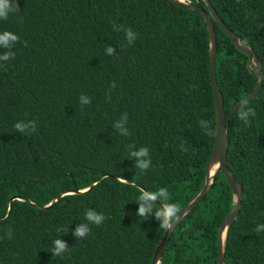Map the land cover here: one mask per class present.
Returning <instances> with one entry per match:
<instances>
[{
    "label": "trees",
    "instance_id": "trees-1",
    "mask_svg": "<svg viewBox=\"0 0 264 264\" xmlns=\"http://www.w3.org/2000/svg\"><path fill=\"white\" fill-rule=\"evenodd\" d=\"M209 1L256 52L264 75V0ZM17 2L19 11L0 19V33L20 38L10 49L15 56L0 61V264H151L166 229L154 215H136L139 196L166 188L169 199L154 210L175 203L179 214L206 179L216 125L206 22L172 0ZM188 2L206 9L203 0ZM129 27L131 45L122 30ZM215 33L227 112L258 77L217 23ZM7 51L0 47V55ZM244 104L256 115L246 125L239 107L227 129V165L242 196L225 232L223 264H264V231H255L264 224V79ZM125 114L127 136L115 126ZM30 120L36 131L15 129ZM129 145L149 149V169L136 167ZM234 204L220 169L158 264H217V230ZM88 210L105 220L91 223ZM81 224L90 232L77 238ZM58 238L69 248L63 256L52 253Z\"/></svg>",
    "mask_w": 264,
    "mask_h": 264
},
{
    "label": "water",
    "instance_id": "water-1",
    "mask_svg": "<svg viewBox=\"0 0 264 264\" xmlns=\"http://www.w3.org/2000/svg\"><path fill=\"white\" fill-rule=\"evenodd\" d=\"M172 1L181 4L184 7L197 10L201 14L207 25L208 34H209V73H210L211 83L213 86L215 113H216L215 138H214L212 152L207 165L206 179L203 187L201 188L200 192L178 214V218L173 222L172 226L166 229L163 237L161 238V240L159 241L156 247V251L154 253L151 264L159 263L162 252L174 228L177 226L178 222L181 220L183 215L192 208H194L197 205V203L202 199V197L207 193L215 175L220 169L222 170L228 182V185L231 188L233 196L235 198V204L233 208L225 216V218L223 219L217 230V250H218L217 264H223L224 255H225L223 249L225 232L228 225L239 214L241 207V196H242V186L239 182H237L233 178L227 165V129H228L230 117L234 113V111H236L242 104L249 101L252 97H254L257 94L258 90L260 89L264 79L262 62L260 61L256 52L251 47L239 42L238 37L233 33L231 29L228 28V26L219 17V15L215 11L209 0H203L206 5V9L201 6L192 5L189 2H184L181 0H172ZM215 23H217L219 27L223 30V32H225V34L231 39V41L236 46V48L248 57V62H247L248 68L251 70V72L254 75L258 77V82L254 87L253 91L247 96L237 101L236 103H234L227 112L225 111L224 108L223 98L219 90L217 77H216L217 37L215 33ZM254 62L257 63V68L255 70L251 69V64ZM211 164H217V167L212 173L211 178L209 179L208 177L209 166ZM12 199L13 198L10 199V202L12 201Z\"/></svg>",
    "mask_w": 264,
    "mask_h": 264
},
{
    "label": "clouds",
    "instance_id": "clouds-1",
    "mask_svg": "<svg viewBox=\"0 0 264 264\" xmlns=\"http://www.w3.org/2000/svg\"><path fill=\"white\" fill-rule=\"evenodd\" d=\"M19 4L17 0H0V19L7 20L9 18L10 13H15L19 11ZM115 30H121L117 28L116 25H113ZM125 32V38L129 45H131L136 39V33L129 28L122 29ZM19 37L11 31H4L0 33V47H4L9 49V51L0 55V61H8L10 58L15 56V53L11 52L10 49L12 45L19 41ZM26 43V42H25ZM105 52L108 55H112L114 49L111 46H108L105 49ZM112 88H115V83L111 85ZM80 100L82 104L89 103L88 97L86 95H81ZM255 116V109L251 107H246V104H242L238 110V118L243 120L245 124H249V116ZM127 122V115H123L119 121L116 123V128L121 131V133L125 136L130 135L128 129L124 128L123 124ZM201 127L208 129V122L201 120ZM15 129L23 132L25 134L36 131L35 121H28L27 123L23 121H19L14 125ZM208 134H211L210 132ZM130 154L137 158L136 167L140 170L144 171L149 169L151 166V159L149 158V149L147 147H141L139 150L134 149V145L128 146ZM182 150L183 146H182ZM169 199V193L166 188H160L156 192H148L144 191L139 196V208L137 209L136 215L142 217L155 216V218L159 221V226L161 228L168 229L172 226L173 222L178 218L179 206L175 203H168L163 205L160 209L154 210V205L157 201L164 200L167 201ZM86 219L93 224L100 225L104 220L105 216L103 214L97 213L94 210H88L85 214ZM258 234L261 231H264V224H259L255 229ZM90 232V229L87 224L79 225L73 235L77 238H83ZM12 232L11 228L6 231V236L11 237ZM54 248L52 250L53 256H63L64 253L68 251V246L65 241L61 239H55L53 241Z\"/></svg>",
    "mask_w": 264,
    "mask_h": 264
},
{
    "label": "bare ground",
    "instance_id": "bare-ground-1",
    "mask_svg": "<svg viewBox=\"0 0 264 264\" xmlns=\"http://www.w3.org/2000/svg\"><path fill=\"white\" fill-rule=\"evenodd\" d=\"M216 167H217V164H211L209 166V174H208L209 179L211 178V175L214 172V170L216 169Z\"/></svg>",
    "mask_w": 264,
    "mask_h": 264
},
{
    "label": "rangeland",
    "instance_id": "rangeland-1",
    "mask_svg": "<svg viewBox=\"0 0 264 264\" xmlns=\"http://www.w3.org/2000/svg\"><path fill=\"white\" fill-rule=\"evenodd\" d=\"M181 1L188 2V0H181Z\"/></svg>",
    "mask_w": 264,
    "mask_h": 264
}]
</instances>
